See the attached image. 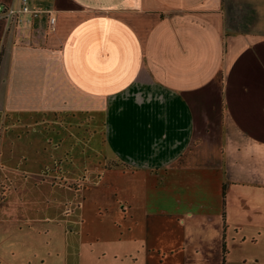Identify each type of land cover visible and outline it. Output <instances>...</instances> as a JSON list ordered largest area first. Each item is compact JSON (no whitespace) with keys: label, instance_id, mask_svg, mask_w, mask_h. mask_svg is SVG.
<instances>
[{"label":"crops","instance_id":"0c3cea01","mask_svg":"<svg viewBox=\"0 0 264 264\" xmlns=\"http://www.w3.org/2000/svg\"><path fill=\"white\" fill-rule=\"evenodd\" d=\"M28 6L0 19V112L19 124L99 122L107 151L127 164L102 181L118 184L125 215L141 213L153 236L102 264H186L193 238L194 258L210 250L228 264L226 239L264 234V0Z\"/></svg>","mask_w":264,"mask_h":264},{"label":"rangeland","instance_id":"374dc122","mask_svg":"<svg viewBox=\"0 0 264 264\" xmlns=\"http://www.w3.org/2000/svg\"><path fill=\"white\" fill-rule=\"evenodd\" d=\"M91 127L64 115L19 124L0 112V264H102L107 251L153 237L143 230L147 218L123 212L118 184L102 181L105 169L123 165L104 146L100 123ZM61 142L70 145L66 152L59 151ZM130 185L139 210L142 192L134 190L139 185L133 180ZM236 235L225 241L228 264H264V234L245 242ZM195 239L186 264H213L210 250L207 257L203 250L202 257H193Z\"/></svg>","mask_w":264,"mask_h":264},{"label":"built area","instance_id":"2783aa9c","mask_svg":"<svg viewBox=\"0 0 264 264\" xmlns=\"http://www.w3.org/2000/svg\"><path fill=\"white\" fill-rule=\"evenodd\" d=\"M29 0H21L20 7H15L12 4H6L0 2V19H6L9 23L14 20L18 13L23 12L27 13L30 11L28 6ZM51 23H54V19H51Z\"/></svg>","mask_w":264,"mask_h":264},{"label":"trees","instance_id":"16d2710c","mask_svg":"<svg viewBox=\"0 0 264 264\" xmlns=\"http://www.w3.org/2000/svg\"><path fill=\"white\" fill-rule=\"evenodd\" d=\"M122 165H123V167L126 165L127 166V164H123L122 163ZM223 250H224V252L226 251V246H225V244L223 245Z\"/></svg>","mask_w":264,"mask_h":264}]
</instances>
